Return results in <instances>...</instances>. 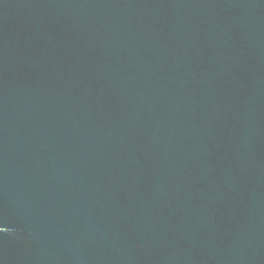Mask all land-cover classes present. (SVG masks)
<instances>
[{
	"label": "water",
	"instance_id": "water-1",
	"mask_svg": "<svg viewBox=\"0 0 264 264\" xmlns=\"http://www.w3.org/2000/svg\"><path fill=\"white\" fill-rule=\"evenodd\" d=\"M0 264H264V0H0Z\"/></svg>",
	"mask_w": 264,
	"mask_h": 264
}]
</instances>
